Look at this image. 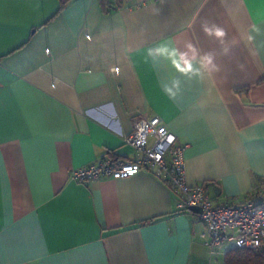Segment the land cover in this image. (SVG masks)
<instances>
[{
    "label": "crops",
    "instance_id": "1",
    "mask_svg": "<svg viewBox=\"0 0 264 264\" xmlns=\"http://www.w3.org/2000/svg\"><path fill=\"white\" fill-rule=\"evenodd\" d=\"M119 2L0 0V264H224L152 172L70 178L132 159L138 117L214 204L264 205V0Z\"/></svg>",
    "mask_w": 264,
    "mask_h": 264
},
{
    "label": "built area",
    "instance_id": "2",
    "mask_svg": "<svg viewBox=\"0 0 264 264\" xmlns=\"http://www.w3.org/2000/svg\"><path fill=\"white\" fill-rule=\"evenodd\" d=\"M175 142L176 136L158 117H138L131 134L123 138V143L134 150L132 159L101 158L72 170L70 178L87 184L103 178L127 179L148 170L177 195L178 212H187L190 207L201 209L198 217L205 227L201 237L211 254L227 244L264 254V205L259 195L253 194L236 205L214 204L202 187L187 183L183 149Z\"/></svg>",
    "mask_w": 264,
    "mask_h": 264
},
{
    "label": "trees",
    "instance_id": "3",
    "mask_svg": "<svg viewBox=\"0 0 264 264\" xmlns=\"http://www.w3.org/2000/svg\"><path fill=\"white\" fill-rule=\"evenodd\" d=\"M101 5L105 11L121 8V3L111 6L106 0H101ZM224 264H264V254L244 249H235L227 253Z\"/></svg>",
    "mask_w": 264,
    "mask_h": 264
},
{
    "label": "water",
    "instance_id": "4",
    "mask_svg": "<svg viewBox=\"0 0 264 264\" xmlns=\"http://www.w3.org/2000/svg\"><path fill=\"white\" fill-rule=\"evenodd\" d=\"M188 210L193 212V213H195V214H200L201 213V209L198 208V207H190Z\"/></svg>",
    "mask_w": 264,
    "mask_h": 264
},
{
    "label": "clouds",
    "instance_id": "5",
    "mask_svg": "<svg viewBox=\"0 0 264 264\" xmlns=\"http://www.w3.org/2000/svg\"><path fill=\"white\" fill-rule=\"evenodd\" d=\"M216 35H217V36H223V35H224V33H223V31L217 30V33H216Z\"/></svg>",
    "mask_w": 264,
    "mask_h": 264
}]
</instances>
